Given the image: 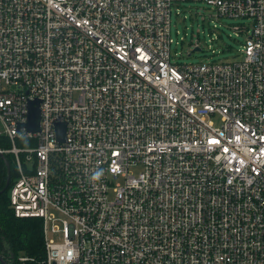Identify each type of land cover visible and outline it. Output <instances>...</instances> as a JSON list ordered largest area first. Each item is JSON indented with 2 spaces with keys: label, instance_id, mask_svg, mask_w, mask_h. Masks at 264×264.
<instances>
[{
  "label": "built area",
  "instance_id": "2783aa9c",
  "mask_svg": "<svg viewBox=\"0 0 264 264\" xmlns=\"http://www.w3.org/2000/svg\"><path fill=\"white\" fill-rule=\"evenodd\" d=\"M187 1L244 20L239 60L173 61ZM0 134L47 264H264V0H0Z\"/></svg>",
  "mask_w": 264,
  "mask_h": 264
},
{
  "label": "rangeland",
  "instance_id": "374dc122",
  "mask_svg": "<svg viewBox=\"0 0 264 264\" xmlns=\"http://www.w3.org/2000/svg\"><path fill=\"white\" fill-rule=\"evenodd\" d=\"M178 9V10H177ZM244 20L234 21L217 17L216 12L201 2L187 1L179 4L173 11L171 24V53L175 62L182 64L226 62L239 60L245 42V35L233 27ZM199 47L201 50L193 52ZM216 126L220 117L211 118ZM142 168H134L138 175ZM112 199V196L110 197ZM49 225V237L56 238Z\"/></svg>",
  "mask_w": 264,
  "mask_h": 264
},
{
  "label": "trees",
  "instance_id": "16d2710c",
  "mask_svg": "<svg viewBox=\"0 0 264 264\" xmlns=\"http://www.w3.org/2000/svg\"><path fill=\"white\" fill-rule=\"evenodd\" d=\"M10 148V141L0 134V149ZM11 167V182L17 171L10 154L5 155ZM8 171L5 160L0 156V257L8 264H47L43 221L38 218L19 219L15 216L6 187ZM10 187V186H9ZM21 258H26L22 261ZM0 264H3L0 261Z\"/></svg>",
  "mask_w": 264,
  "mask_h": 264
},
{
  "label": "water",
  "instance_id": "95a60500",
  "mask_svg": "<svg viewBox=\"0 0 264 264\" xmlns=\"http://www.w3.org/2000/svg\"><path fill=\"white\" fill-rule=\"evenodd\" d=\"M201 49L199 47H196L193 52H197L200 51ZM40 102L39 101H35V102H31L29 105V120H28V124L26 125L27 129L29 132L31 133H37L40 132V119H41V113H40V108H39ZM66 124L65 123H60L56 125V133H57V139L60 143H64L66 142ZM2 156V158L5 160V163L7 165V171H8V179H7V183H6V187L4 188V190L2 191L5 192L8 190L9 186H10V182H11V167L10 164L8 162V160L6 159V157L4 155H0ZM0 261L3 264H8L6 263L1 257H0Z\"/></svg>",
  "mask_w": 264,
  "mask_h": 264
},
{
  "label": "clouds",
  "instance_id": "9594fccd",
  "mask_svg": "<svg viewBox=\"0 0 264 264\" xmlns=\"http://www.w3.org/2000/svg\"><path fill=\"white\" fill-rule=\"evenodd\" d=\"M99 176H100V173H97V174L93 177V179H98Z\"/></svg>",
  "mask_w": 264,
  "mask_h": 264
}]
</instances>
